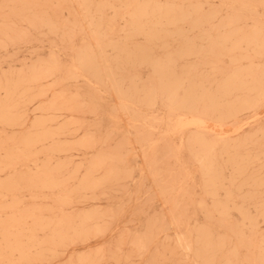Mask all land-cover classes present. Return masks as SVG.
<instances>
[{
	"label": "rangeland",
	"instance_id": "374dc122",
	"mask_svg": "<svg viewBox=\"0 0 264 264\" xmlns=\"http://www.w3.org/2000/svg\"><path fill=\"white\" fill-rule=\"evenodd\" d=\"M191 1L0 0L6 264H264V51L223 49L217 71L198 58L229 44L201 31L262 33L264 9ZM250 66L263 70L250 93L213 88ZM209 93L206 130L181 124Z\"/></svg>",
	"mask_w": 264,
	"mask_h": 264
},
{
	"label": "bare ground",
	"instance_id": "6f19581e",
	"mask_svg": "<svg viewBox=\"0 0 264 264\" xmlns=\"http://www.w3.org/2000/svg\"><path fill=\"white\" fill-rule=\"evenodd\" d=\"M192 1H194V0H192ZM191 1V2H192ZM203 1V0H202ZM209 1V0H208ZM223 2L222 3H224L225 4V6H227V7H230V9H235V10H242V9H250L251 10V8H253L252 9V11L253 10H255V11H257L256 9H257V7H260L261 9H264V0H222ZM221 2V1H220ZM194 3H195V1H194ZM201 3V2H200ZM198 4H199V1H196V3L195 4H190L191 5V7H190V9L192 10V11H197L198 9H199V6H198ZM201 4H203V3H201ZM189 7V6H188ZM204 8V7H203ZM218 8H220V7H218ZM222 8V7H221ZM189 9V10H190ZM225 9V8H224ZM200 10H203V9H200ZM222 10V9H221ZM249 10V11H250ZM244 10H242L241 11V13L243 12ZM254 11V12H255ZM260 11V10H259ZM264 11V10H263ZM198 12V11H197ZM197 12H195V13H197ZM200 12V11H199ZM226 12H228L227 10H226ZM239 12V11H238ZM245 12V11H244ZM240 13V12H239ZM245 13H248V12H245ZM256 13V14H255ZM255 13H253L254 15H258L257 14V12H255ZM189 14V13H188ZM217 14V13H216ZM251 14V13H250ZM249 13H248V15H250ZM252 14V15H253ZM212 15H214V14H212ZM243 15H245V14H243ZM253 15V16H254ZM196 16V15H195ZM209 16V15H208ZM255 16V17H256ZM200 18H203V19H201V20H205V19H207V18H205V17H203V16H199ZM199 17H198V15L195 17V19H196V23H199ZM239 17V15H235V17H233V18H230V16L229 17H227V19H226V21H228L227 23H224V22H226V21H224V22H222L221 24H220V26L222 27L223 26V28L225 27L224 25H229V23L231 22V21H233V20H236L237 18ZM245 17H246V15H245ZM259 17V16H258ZM188 18H190V15L188 16ZM230 18V19H229ZM260 18V17H259ZM212 19V18H211ZM224 19V20H225ZM239 19V18H238ZM261 19H262V17H261ZM210 20V19H209ZM219 20V19H218ZM241 20V19H240ZM244 20H246V19H244ZM213 21V20H212ZM253 21V20H252ZM264 21V20H263ZM258 23L259 22H262L261 20H258L257 21ZM216 23V22H215ZM215 23H214V27H215ZM241 23H243V21L241 22ZM257 23V24H258ZM240 24V23H239ZM238 24V25H239ZM254 24H256L255 22H254ZM253 24V25H254ZM241 25V24H240ZM243 25V24H242ZM241 25V26H242ZM253 25H252V27H253ZM260 25V24H259ZM155 26V25H154ZM220 26H217L218 28L220 27ZM231 26V25H230ZM240 26V27H241ZM249 26H251V24L249 25ZM197 27V26H196ZM205 27H206V25H205ZM212 27V26H211ZM213 27V28H214ZM238 26H236L235 28H237ZM90 28V27H89ZM198 28V27H197ZM234 28V27H233ZM239 28V27H238ZM249 28V27H248ZM212 29V28H211ZM221 29V28H220ZM219 29V30H220ZM241 29H243V28H241ZM247 29V28H246ZM263 29H264V27H263ZM1 30V29H0ZM238 30V29H237ZM211 31V30H210ZM209 31V32H210ZM215 31V30H214ZM213 31V32H214ZM241 31V30H240ZM261 31V30H260ZM264 31V30H263ZM202 32V34L203 35H205L206 36V38H204L205 40H206V44L207 45H209V48H211L212 46H214V45H218V44H220V43H225V42H228L229 44H228V46L226 47V48H220V50H218L217 52H215V51H206L207 53L206 54H204V52H201L202 51V49H199V51H198V58L199 59H203V58H207V57H209V56H211L210 57V60L212 61V67H211V69H213V70H222L223 69V66L222 65H218L217 64V61H220L221 59H223V58H221V55H223L222 54V52H223V49H225V52H224V55L226 54V56L229 58V59H232V58H237V61H238V57L240 56V58L242 57V56H244V58L246 57L245 56V53H234L235 51H237V49L238 48H240L241 47V45H249L251 48H253V51L255 52H257V54L259 53V52H263L264 51V32H262V33H260L259 32V30H251V31H248V32H234V29H232V27L231 28H229V29H227L226 31L224 30V31H222V34H219V35H215V34H213V33H211L210 35H209V33H208V35H206V32L204 33L203 31H201ZM217 32V31H216ZM201 34V35H202ZM218 34V33H217ZM198 36H200V35H198ZM198 36H197V38H198ZM203 38V37H202ZM201 38V39H202ZM200 38H198V40H201ZM203 41V40H202ZM202 45V44H201ZM207 45H205V46H207ZM204 47V46H203ZM202 47V48H203ZM215 47V46H214ZM206 48V47H205ZM250 49V48H249ZM240 50V49H239ZM246 50H248L247 48H246ZM245 51V50H244ZM243 51V52H244ZM249 51V50H248ZM252 51V50H251ZM252 51V52H253ZM99 51H97V53H98ZM215 52V53H214ZM246 52V51H245ZM252 52H251V54H252ZM253 52V53H254ZM96 53V54H97ZM100 53V52H99ZM214 53V54H213ZM261 54V53H260ZM264 54V53H263ZM98 55V54H97ZM100 56V55H99ZM98 56V57H99ZM256 56V55H255ZM225 57V56H224ZM226 57V58H227ZM197 58V59H198ZM243 57L240 59V60H242V59H244ZM249 58V57H248ZM233 63V62H232ZM235 63V62H234ZM233 63V64H234ZM250 64H251V62H250ZM247 65V64H246ZM235 66V65H234ZM238 66H240V65H238ZM104 68V67H103ZM230 68H232V67H230ZM243 68V67H242ZM260 68H261V66H260ZM102 70V69H101ZM103 71V70H102ZM101 71V72H102ZM212 71V70H211ZM262 71L263 70H258L257 68H255V67H253V66H250V67H247V68H245V69H242V70H240V68H234V70H233V76H226V77H221L220 75H217V76H219V77H213V80H214V85H213V88L215 89V91L216 90H222V91H226V90H230V89H237V88H239L240 89V87H243L244 89H248V92L250 93V91L251 90H253V89H255L256 87L254 86V85H256V84H252V83H250V81H256V79H260V76H261V74L260 73H262ZM213 72V71H212ZM224 72V71H223ZM110 73V72H109ZM231 73V72H230ZM264 73V72H263ZM103 74V73H102ZM217 74V73H216ZM226 74H228V73H226ZM212 75H214L213 73H212ZM225 76V75H224ZM262 76H264L263 74H262ZM104 77H105V74H104ZM221 77V78H220ZM106 78V77H105ZM244 78V79H243ZM263 79V78H262ZM261 80V79H260ZM259 80V81H260ZM112 81V80H111ZM109 82V81H108ZM115 82V81H114ZM249 82V84H247ZM262 82V81H261ZM105 83V82H104ZM103 83V84H104ZM107 83V82H106ZM117 83V82H116ZM115 83V84H116ZM179 83H180V81H179ZM256 83H258V82H256ZM113 84V83H112ZM245 84H246V86H245ZM260 84V83H259ZM107 85H108V83H107ZM110 85V84H109ZM179 85V84H178ZM262 85V84H261ZM116 86V85H115ZM101 87V86H100ZM111 87V86H110ZM117 88L118 87H116V90H117ZM263 88V87H262ZM243 90V89H242ZM241 90V91H242ZM118 92H119V90H117ZM204 91V93H206V90H204L203 89V87H201V88H199V91H198V93H199V97H200V102L201 103H203L204 104V99H203V92ZM214 91V90H213ZM237 91V90H236ZM247 91V90H246ZM245 91V92H246ZM262 91V90H261ZM212 92V91H211ZM242 92H244V91H242ZM247 92V95L249 94ZM254 93V92H253ZM119 94V93H118ZM210 94V93H209ZM211 94H213V92L211 93ZM211 94H210V96L209 97H211L210 98V100H209V103H208V105L207 104H205V105H202L201 104V111H199V115H196V117L195 118H189V120H187V121H179L181 124H186V123H190V124H194L197 128H200V131L202 132L205 128H207L206 126L207 125H205V123H206V120L207 119H212V110H213V106L216 104V99L213 97V95L211 96ZM154 95V94H153ZM171 95V94H170ZM215 95H216V93H215ZM220 95V94H219ZM241 96H242V93L240 94ZM239 95V96H240ZM243 95H244V93H243ZM250 95H252V94H250ZM249 95V96H250ZM208 96V95H207ZM223 96V95H222ZM246 96V95H245ZM244 96V97H245ZM253 96H255V95H253ZM168 97V96H167ZM206 97V96H205ZM243 97V96H242ZM251 97V96H250ZM249 97V98H250ZM187 98V97H186ZM207 98V97H206ZM222 98H224V97H222ZM203 99V100H202ZM239 99V98H238ZM207 100H208V98H207ZM239 101V100H238ZM121 102H123V101H121ZM168 102V101H167ZM179 103H180V101H179ZM206 103V102H205ZM233 103V102H232ZM168 104V103H167ZM125 105H123V107H124ZM170 106H171V104H170ZM170 106H169V108H170ZM230 106V105H229ZM121 107V106H120ZM126 108V107H125ZM136 108V107H135ZM174 108V107H173ZM176 108V107H175ZM228 108V107H227ZM229 108H231V107H229ZM122 109V108H121ZM171 110H172V108H170ZM234 109V108H233ZM9 110V109H8ZM235 110H236V108H235ZM197 111V110H196ZM231 111H232V109H231ZM115 115V114H114ZM191 116V115H190ZM195 115H193V117H194ZM169 117V116H168ZM185 117V116H184ZM215 117V116H214ZM186 118V117H185ZM223 118H225V117H223ZM178 119H179V116H178ZM180 119H181V116H180ZM216 119V118H215ZM220 120V119H219ZM218 119H217V121H219ZM216 121V120H215ZM216 121V122H217ZM222 121V120H221ZM220 122V121H219ZM178 123V122H177ZM177 123H176V125H177ZM189 124V125H190ZM189 125H187V126H189ZM219 125H221V124H219ZM179 125H177V127H178ZM186 125L184 126V127H187ZM8 127V126H7ZM183 127V126H182ZM240 127V125L239 126H235V128L233 129L234 131L235 130H237L238 128ZM206 130V129H205ZM199 132V131H198ZM196 133V132H195ZM203 133V132H202ZM202 133L200 134V137H199V139H200V150L202 151V152H204V151H206L208 148V143H206L205 141H204V139H203V135H202ZM214 134V133H213ZM221 134L222 133H217V136H218V138L219 137H221ZM21 137V136H20ZM47 138V137H46ZM215 139H217L216 137H214ZM221 139V138H220ZM219 139V140H220ZM223 139V138H222ZM218 140V141H219ZM217 140H216V142H218ZM224 143V142H223ZM215 145H216V143H214ZM238 144V143H237ZM1 145V144H0ZM221 145V144H220ZM229 145V144H228ZM2 146V145H1ZM213 146V145H212ZM226 146V145H225ZM232 146V145H231ZM233 146H234V144H233ZM210 147V146H209ZM3 148H5V146L3 147ZM213 148V147H212ZM26 149V148H25ZM211 149V148H210ZM218 149H219V147H218ZM228 149V148H227ZM199 150V149H198ZM209 151V150H208ZM211 151V150H210ZM235 151V150H234ZM233 151V152H234ZM199 152V151H198ZM14 153H16V152H14ZM18 153V152H17ZM22 153V152H21ZM20 153V154H21ZM197 159V158H196ZM199 159V158H198ZM210 161V160H209ZM3 163H5V162H3ZM198 163V162H197ZM7 164H9L8 162H7ZM219 164V163H218ZM199 165V164H198ZM217 165V164H216ZM215 166V165H214ZM210 167H212L211 165L209 166V168ZM201 168H202V172H206V171H208L209 172V169H208V166L206 165V163H203V161H201ZM200 168V169H201ZM237 168V167H236ZM208 169V170H207ZM212 169H213V167H212ZM218 169H219V167H218ZM240 169V168H239ZM217 170V169H216ZM41 172H42V170H41ZM40 172V173H41ZM39 174V173H38ZM44 174H47V172L46 173H44ZM43 174V175H44ZM232 174V173H231ZM47 175H49V174H47ZM46 175V176H47ZM39 176H41L40 174H39ZM18 177V176H17ZM17 177H15V178H17ZM36 178H37V176H36ZM227 178V177H226ZM232 178V177H231ZM18 179V178H17ZM23 180V179H22ZM48 180H50V179H48ZM19 181V180H18ZM17 180H16V182H18ZM20 183V182H19ZM23 183V182H22ZM30 183V182H29ZM7 184V183H6ZM24 184V183H23ZM33 184V183H32ZM13 185V184H12ZM12 185H10L9 187H11ZM257 185V184H256ZM6 186H8V185H6ZM15 186V185H14ZM23 186V185H22ZM29 186H31V184L29 185ZM251 186V185H250ZM7 188V187H6ZM26 188V187H25ZM28 189V188H27ZM3 190V189H2ZM14 190V189H13ZM18 190V189H17ZM254 190V189H253ZM1 203V202H0ZM262 203V202H261ZM2 206V205H1ZM16 208V207H15ZM13 209V208H12ZM2 210H4V209H2ZM7 210H8V208H7ZM10 210H11V208H10ZM24 210V209H23ZM22 210V212L24 213V211ZM1 211V210H0ZM17 211V210H16ZM15 211V212H16ZM26 211V210H25ZM30 211V210H29ZM36 211H37V209H36ZM21 212V211H20ZM19 212V213H20ZM21 212V213H22ZM20 213V214H21ZM29 213V212H28ZM27 213V214H28ZM264 213V212H263ZM19 214V215H20ZM24 214H26V213H24ZM23 214V215H24ZM22 215V214H21ZM33 215V218L31 219V220H34V218H36V217H34L35 215L34 214H32ZM27 216V215H26ZM62 216V215H61ZM32 217V216H31ZM30 217V218H31ZM60 218V217H59ZM68 218V217H67ZM18 219H20V218H18ZM70 220V219H69ZM19 221H21V220H19ZM64 221H65V219H64ZM68 221V220H67ZM2 222H5V220L3 221V220H1L0 219V234H1V243H0V264H3L7 259H8V256H9V254H10V252H11V250H12V247L11 246H9L10 245V241L5 237V235L2 233V229H3V227H5L6 225H4L5 223H7V222H5L4 224H2ZM32 223V222H31ZM64 223H67V222H63V224ZM21 224V223H20ZM62 224V225H63ZM80 224V223H79ZM83 224V223H82ZM7 225H9V226H12V227H14V226H17V224L15 223V222H11L10 223V221L7 223ZM68 224H66V226H67ZM38 226V225H37ZM65 226V227H66ZM60 227V226H59ZM62 227V226H61ZM60 227V228H61ZM69 228H70V225L68 226ZM55 228V227H54ZM56 228H58V227H56ZM59 228V229H60ZM69 228H67L68 230H69ZM75 228H76V226H75ZM32 229H33V227H32ZM47 229V228H46ZM65 229V228H64ZM36 230V229H35ZM52 230V229H51ZM58 230V229H57ZM61 230H63V229H61ZM34 231V230H33ZM37 231H38V229H37ZM36 231V232H37ZM40 231V230H39ZM59 232H60V230H58ZM49 232V231H48ZM51 232V231H50ZM64 232V231H63ZM31 233V232H30ZM29 232H28V234H30ZM58 233V232H57ZM12 234H10V236H11ZM18 235V234H17ZM16 235V236H17ZM48 235V234H47ZM20 236V235H19ZM21 236H23V235H21ZM30 236V235H29ZM45 236V235H44ZM15 237V236H14ZM35 239H37V237H34ZM42 238V237H41ZM45 238H46V236H45ZM52 238V237H51ZM59 238V237H58ZM43 239V238H42ZM41 239V240H42ZM38 241V240H37ZM14 242H15V240H14ZM55 242V241H54ZM42 243H44V242H42ZM42 243H41V246H42ZM42 249V248H41ZM19 250V252L22 254V250L19 248L18 249ZM43 255V254H42ZM29 257H30V255H29ZM10 259V258H9ZM8 259V260H9ZM41 259H43V258H41ZM31 260V259H30ZM22 261V260H21ZM35 261V260H34ZM10 262H12V261H10ZM15 263V262H14ZM17 263H19V262H17ZM20 263H22V262H20ZM5 264H6V262H5ZM9 264V263H8ZM24 264V263H23Z\"/></svg>",
	"mask_w": 264,
	"mask_h": 264
}]
</instances>
